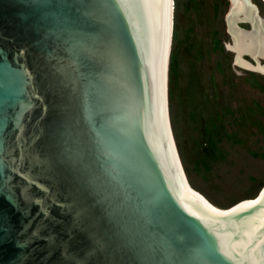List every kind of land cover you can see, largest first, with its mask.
<instances>
[{
    "label": "water",
    "instance_id": "obj_1",
    "mask_svg": "<svg viewBox=\"0 0 264 264\" xmlns=\"http://www.w3.org/2000/svg\"><path fill=\"white\" fill-rule=\"evenodd\" d=\"M174 0H0V264H264V189L219 211L172 144ZM236 65L264 20L229 0Z\"/></svg>",
    "mask_w": 264,
    "mask_h": 264
},
{
    "label": "rangeland",
    "instance_id": "obj_2",
    "mask_svg": "<svg viewBox=\"0 0 264 264\" xmlns=\"http://www.w3.org/2000/svg\"><path fill=\"white\" fill-rule=\"evenodd\" d=\"M264 19V3L253 0ZM229 0H175L168 95L193 188L230 208L264 186V74L235 64Z\"/></svg>",
    "mask_w": 264,
    "mask_h": 264
},
{
    "label": "bare ground",
    "instance_id": "obj_3",
    "mask_svg": "<svg viewBox=\"0 0 264 264\" xmlns=\"http://www.w3.org/2000/svg\"><path fill=\"white\" fill-rule=\"evenodd\" d=\"M262 1L264 3V0H262ZM250 3L256 7L258 17L260 19H262L260 17V14H259L258 7L253 3V0H250ZM174 19H175V0L173 2V18H172V27H171V36H170V45H169V54H168V64H167V74H166V111H167V120H168V125H169V130H170L172 144H173V147H174V150H175V154H176V157H177V160H178L180 169L182 171V174H183L185 183H186L189 191L193 195H195L196 197H198L199 199H201L202 201H204L205 203H207L208 205L212 206L213 208H215V209H217V210H219L221 212H223V211H229V210L233 209V207L224 208L223 209V208H220L218 206H215L212 202H210L209 199H207L204 195H202L201 193H199L198 191H196L193 188V186L191 185V183L189 181V178H188V176L186 174V171H185V168H184V165H183L181 156H180L179 148H178V145H177V142H176V139H175V135H174L173 127H172V122H171V116H170L169 95H168V76H169V65H170L171 49H172V43H173V35H174V25H175L174 24ZM227 46H228L229 50H231L234 53L233 43L227 44ZM235 64H236V62H235ZM263 189H264V186H263ZM258 198L244 199V200L238 202V204L235 205V206H238L242 202H254Z\"/></svg>",
    "mask_w": 264,
    "mask_h": 264
},
{
    "label": "trees",
    "instance_id": "obj_4",
    "mask_svg": "<svg viewBox=\"0 0 264 264\" xmlns=\"http://www.w3.org/2000/svg\"><path fill=\"white\" fill-rule=\"evenodd\" d=\"M173 38H174V35H173ZM172 46H173V43H172ZM171 53H172V49H171ZM171 58V57H170Z\"/></svg>",
    "mask_w": 264,
    "mask_h": 264
}]
</instances>
